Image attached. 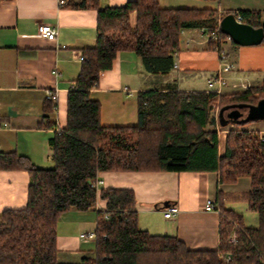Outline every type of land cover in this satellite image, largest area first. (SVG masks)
Wrapping results in <instances>:
<instances>
[{"label":"trees","instance_id":"obj_1","mask_svg":"<svg viewBox=\"0 0 264 264\" xmlns=\"http://www.w3.org/2000/svg\"><path fill=\"white\" fill-rule=\"evenodd\" d=\"M64 6L96 10L95 42L82 48L80 70L67 94L66 125L50 140L53 166L36 167L24 155L0 151V169L25 170L29 176L26 206L0 211V264H65L57 260V218L70 209H94L97 199L103 208L96 212L92 254L75 264H264V136L229 130L220 153L217 131L205 128L214 122L215 94L207 90L139 91L137 123L121 126L102 125L100 103L90 96L101 71L111 67L120 50L135 52L150 72L167 73L179 51L181 30L203 28L217 35L207 39L208 46L221 51L219 38L228 36L217 29L215 11L161 7L158 0H130L121 6L81 0ZM132 11L134 25L129 22ZM234 14L264 29L257 12ZM261 98L264 79L241 91L222 93L216 104L218 125L226 124L219 111L234 106L243 110ZM52 110L45 99L43 111ZM249 121L254 120L227 124ZM106 171H215L221 183L247 176L250 187L243 198L248 209L257 212L258 226H243L240 214L221 206L217 248L188 249L177 237L139 228L131 189L100 188L96 194L89 180Z\"/></svg>","mask_w":264,"mask_h":264},{"label":"crops","instance_id":"obj_2","mask_svg":"<svg viewBox=\"0 0 264 264\" xmlns=\"http://www.w3.org/2000/svg\"><path fill=\"white\" fill-rule=\"evenodd\" d=\"M130 0H99L100 6H121ZM81 0H67L68 4ZM161 7L207 8L216 19L227 12L255 11L264 22V0H158ZM96 10L57 5V0L0 1V151L24 155L40 168L52 161L50 140L66 125L68 91L74 88L83 59L82 48L96 37ZM134 25L136 13H129ZM49 23L57 33L48 39L37 26ZM198 28L181 30L179 51L167 73L145 69L135 52L120 50L111 67L101 71L90 96L100 103V123L105 126L137 123V93L143 90L201 91L207 78L222 65L219 51L208 46ZM219 48L232 69L220 70L228 84L223 93L241 91L230 84L246 79L251 85L264 79V40L238 45L219 38ZM56 91V107L44 112L47 90ZM225 90V92H224ZM264 123L258 119L253 123ZM100 188H129L134 192L138 226L151 235L177 237L188 249H216L221 206L242 217L245 227L258 226V214L250 211L243 195L250 187L247 176L231 183L219 182L215 171H106L99 172ZM29 176L25 170L0 169V211L20 209L27 203ZM212 199L219 211L207 210ZM98 204L103 207L100 200ZM176 205L178 213L166 218L162 209ZM97 208L70 209L57 218L56 246L60 263L75 264L92 254L93 240L81 232L95 229Z\"/></svg>","mask_w":264,"mask_h":264},{"label":"built area","instance_id":"obj_3","mask_svg":"<svg viewBox=\"0 0 264 264\" xmlns=\"http://www.w3.org/2000/svg\"><path fill=\"white\" fill-rule=\"evenodd\" d=\"M66 2H67V0H57V5L64 6V4ZM235 17L237 20L241 21L240 14H235ZM220 18L218 19V22H217V29L218 30H219ZM198 29L200 30L201 33L206 34L207 38H213V39L217 38V35L214 32H205V30L203 28H198ZM37 33L41 36L48 38V39H55L57 31L49 23H41V24H38V26H37ZM219 60H220L221 65H222L221 69L222 68L224 70L232 69V67H233L232 63L226 59V55L222 51H219ZM220 70L218 72H216L215 74H213L212 76H209L207 78V82H206L207 83V89L206 90L214 93L215 94L214 98L216 100H218L219 96L223 93L224 87L228 84V80H227L226 76L223 75V73ZM230 85L233 88L245 89V88L249 87L251 84L248 80L241 79V80H239V82H233ZM45 97H46V99L51 101L53 109H54L56 107V91L52 90V89L47 90ZM212 106L218 112L217 105L213 104ZM216 119H217V117H216ZM101 183H102V180H101V177L99 176V174H97L95 177H93L92 179L89 180V185H90V187H92L95 190L96 194H98V192L100 190V184ZM98 201H99V199H97V201H96L95 208L102 209L103 207L98 204ZM205 207L207 210L219 211L217 208L214 207L212 199L206 200ZM162 211H163L164 217L172 218L178 213L179 208L176 205L171 204V205L165 206L162 209ZM104 218L107 219L108 215L104 214ZM236 225L237 224L234 223V226H236ZM79 237L82 240H93L94 241L95 240V231L92 230V231L81 232L79 234ZM233 240H234V235H232L228 241L232 242ZM229 259H230V256L226 255L225 261H228Z\"/></svg>","mask_w":264,"mask_h":264},{"label":"water","instance_id":"obj_4","mask_svg":"<svg viewBox=\"0 0 264 264\" xmlns=\"http://www.w3.org/2000/svg\"><path fill=\"white\" fill-rule=\"evenodd\" d=\"M220 32L226 34L238 45L259 44L264 40V29L262 26L253 27L236 19L233 12L224 14L219 20ZM222 115V111H219ZM227 122H240L248 119L264 118V98L258 100L255 105L248 106L241 110V106L228 107L226 112Z\"/></svg>","mask_w":264,"mask_h":264},{"label":"rangeland","instance_id":"obj_5","mask_svg":"<svg viewBox=\"0 0 264 264\" xmlns=\"http://www.w3.org/2000/svg\"><path fill=\"white\" fill-rule=\"evenodd\" d=\"M222 36H225L224 33H222ZM225 92V90H224ZM214 104H217V100H214ZM218 109V108H217ZM226 112L227 109L222 111V115L220 116L223 123H226L224 126H220L217 123L216 117L218 116V112L216 109L212 108L211 110V116L214 117V122H210L205 127L208 130L215 129L218 133V139L220 143L219 152L223 153L224 149V138L229 130H243L248 132H256L259 136H264V123H253L258 119H255L254 121H249L247 123H241V124H227V118H226ZM51 166H53V161H51Z\"/></svg>","mask_w":264,"mask_h":264}]
</instances>
